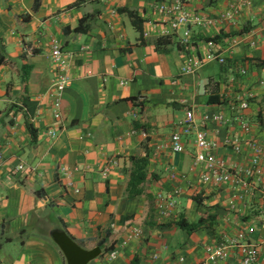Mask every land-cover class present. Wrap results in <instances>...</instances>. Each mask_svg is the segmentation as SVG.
Instances as JSON below:
<instances>
[{
	"label": "crops",
	"instance_id": "1",
	"mask_svg": "<svg viewBox=\"0 0 264 264\" xmlns=\"http://www.w3.org/2000/svg\"><path fill=\"white\" fill-rule=\"evenodd\" d=\"M157 1L0 0V264H66L51 238L54 230L83 249L99 247L101 254L88 264H169L177 256L184 264H207L203 245L228 239L257 247L255 264H264V195L203 185L197 174L174 182L168 173H187L191 163L192 141L181 154L168 147L187 109L196 118H229L230 101L249 96L244 120L251 135L264 138V0H185L190 12L215 20L189 26L188 37L184 27L174 30L156 13ZM122 8L141 20V33ZM231 10L229 21L224 14ZM82 18L88 29L76 33ZM54 45L66 54L71 78L59 122L46 95ZM210 51L226 63L206 61ZM187 58L202 62L194 74H181ZM206 129L218 156L228 164L239 160L224 144L234 135L245 139L235 121L210 122ZM133 158L144 163L147 181L144 194L128 198ZM68 182L78 193L65 189ZM175 185L182 193L173 215L158 222L155 194ZM181 215L201 223L187 232L176 224ZM133 226L142 236L107 260ZM238 258L232 254L227 264Z\"/></svg>",
	"mask_w": 264,
	"mask_h": 264
},
{
	"label": "built area",
	"instance_id": "2",
	"mask_svg": "<svg viewBox=\"0 0 264 264\" xmlns=\"http://www.w3.org/2000/svg\"><path fill=\"white\" fill-rule=\"evenodd\" d=\"M155 11L168 22V25L177 30L184 27V37H188L189 26L204 28L213 25L214 19L207 16L198 15L190 12L185 7V0H158L155 5ZM236 11L231 10L224 14V17L231 21ZM206 61H216L220 65L226 63L225 57L217 51H210L206 55ZM51 61L54 67V79L50 87L46 91V95L50 102V111L55 122L62 120L61 101L64 90L70 85L71 78L68 73L69 60L61 50V47L52 46ZM202 62L197 59L187 58L185 64L181 68V74H194L201 67ZM240 75L246 74V69L239 70ZM264 86V80L259 83ZM249 107V96H238L235 100H231L229 111L231 117L227 118L223 113L214 115L203 114L200 118H196L193 109H187L185 117L179 122V130L170 134L168 147L174 154L185 152V147L192 141V159L188 172L182 173L170 170L169 178L176 182H184L190 174H197L198 182L203 185L218 187L227 186V188L235 194L243 193L253 195L255 191L264 195V138H257L251 135V126L244 120L243 112ZM235 121L238 129L245 135V139L240 140L235 135L226 137L225 146L229 147L239 160L235 163L228 162L217 155V145L212 136L206 129V125L210 122L227 124L229 121ZM48 136L54 137L55 131L50 129L47 131ZM190 136L192 138L190 139ZM244 152H246L244 154ZM1 159V155H0ZM115 165L111 162L110 165ZM108 167L104 168L103 174H107ZM16 170H23L24 166L19 164ZM66 190L78 193V188L73 187L71 183L65 184ZM182 193V187L175 185L171 192L155 194L154 209L157 214L158 222L169 220L175 209V197ZM231 210L235 208L234 202L229 203ZM253 232V228L247 230ZM143 231L139 226L129 227L125 239L116 244L107 252V260L112 261L117 258L119 250L128 242L138 239L142 236ZM204 260L207 264H227L232 254L238 255L237 264H255L258 260V249L246 242L228 239L217 244H204L202 248ZM154 258H157L154 255ZM184 256H177L172 259L169 264H184Z\"/></svg>",
	"mask_w": 264,
	"mask_h": 264
},
{
	"label": "trees",
	"instance_id": "3",
	"mask_svg": "<svg viewBox=\"0 0 264 264\" xmlns=\"http://www.w3.org/2000/svg\"><path fill=\"white\" fill-rule=\"evenodd\" d=\"M120 12H126L128 16L132 19L133 25L136 27V29L141 33V20L136 16V14L132 11L126 10V9H119ZM87 18H82L79 21L78 26L74 29L76 33H85L88 29V26L86 24ZM4 61V57L0 56V64ZM263 65L264 60L261 62ZM30 67H28L29 69ZM28 72H25L23 69L22 73V79L24 82L27 79ZM132 100V99H130ZM27 129L29 133L31 134L32 139L36 136V130L30 125L26 124ZM134 167L130 171L129 174V180L126 186V195L128 198H135L145 193L144 190V184L147 181V170L145 168V165L142 161H136L133 158ZM201 220H198L197 222H189L183 216H179L178 221H176V224L181 228L186 230L187 232H192L198 228L200 225ZM130 264H136L135 261L131 262Z\"/></svg>",
	"mask_w": 264,
	"mask_h": 264
},
{
	"label": "water",
	"instance_id": "4",
	"mask_svg": "<svg viewBox=\"0 0 264 264\" xmlns=\"http://www.w3.org/2000/svg\"><path fill=\"white\" fill-rule=\"evenodd\" d=\"M51 238L64 255L66 264H88L101 254L99 247L90 250L81 248L62 230L52 231Z\"/></svg>",
	"mask_w": 264,
	"mask_h": 264
}]
</instances>
